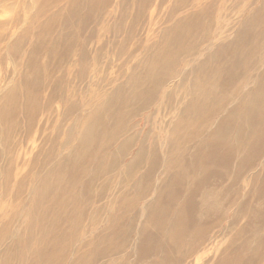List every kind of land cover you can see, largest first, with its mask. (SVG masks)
<instances>
[{
  "label": "bare ground",
  "instance_id": "obj_1",
  "mask_svg": "<svg viewBox=\"0 0 264 264\" xmlns=\"http://www.w3.org/2000/svg\"><path fill=\"white\" fill-rule=\"evenodd\" d=\"M58 1L26 2L33 11L18 34L27 28L35 33L34 53L22 55L28 39L14 38L10 71L0 79V264H128L130 257L113 260L126 252L139 222L135 264H173L189 239L190 248L176 264H264V234L250 252L247 224L235 229L247 211L264 220V162L248 181L260 182L255 204L249 210L245 201L223 242L206 245L226 220L225 202L228 213L240 199L241 177L264 156V0L249 14L259 0L239 6L236 25L217 21L220 34L212 40L200 33L212 20L208 8L214 0H103L98 18V0H67V19L38 67V52L60 26L53 28L61 13L42 19ZM128 10H134V20ZM140 22L143 37L137 40ZM101 62L104 71L112 69L108 80L101 70L94 75ZM222 63L228 68L220 71ZM255 68L263 69L256 81L250 75ZM49 70L53 76L60 71L62 79L49 77ZM75 71L80 84L97 83L94 89L85 86L80 99L70 87ZM177 90L182 101L172 106ZM159 100L167 102V116H156ZM20 110L23 127L17 124ZM143 117L150 123L146 131L139 129ZM257 125L263 129L254 138ZM214 187L222 189L219 197ZM143 201L144 211L126 226ZM81 231L89 237H80Z\"/></svg>",
  "mask_w": 264,
  "mask_h": 264
},
{
  "label": "rangeland",
  "instance_id": "obj_2",
  "mask_svg": "<svg viewBox=\"0 0 264 264\" xmlns=\"http://www.w3.org/2000/svg\"><path fill=\"white\" fill-rule=\"evenodd\" d=\"M29 1V0H28ZM27 0H0V30H1V32H0V79L1 78H3V77H5L6 75H7V71H10V67H11V63H12V60L13 59H11V57H14L15 55L13 54V53H15L14 52V38L16 39V37L17 38H23V37H25L26 36V39H28V41H26V43L23 45L24 46V48L22 49V51H21V53H22V55H25V56H30V54H32V53H34V50H33V46H34V44H36V42H34L35 41V39H36V37H35V33L33 32L32 33V30L31 29H26L23 33H22V35H19L18 34V31L23 27V25H25V21H26V17H25V15L27 16V15H31V13H32V9L30 8V7H28V6H26L27 5V3L26 2H28ZM66 1L67 0H59L58 2H57V4H55V5H53V4H51V6L48 8V10H50L48 13H47V15L42 19V22L43 23H45L46 21H47V19L49 18V16H51L54 12H57V13H61L59 16H58V20H57V22L55 23L56 25H53V28L55 29V27L57 26V25H60V26H58V29L56 28L55 29V31L52 33V35H50V37H49V40H48V43L46 44V46L42 49V51L41 52H38V57L36 58L37 60H36V66H40V67H42L41 65H42V63H43V61H44V58H47V54H49V51H50V49H51V47H52V44H53V41H54V39L56 38V37H58V35H60V33L59 32H61V30H62V26H63V24H64V21H65V19H67L66 18V10H67V6H65V3H66ZM86 1H88V0H86ZM246 0H214V7H213V4L208 8L209 10H208V14L211 16V18H212V20L211 19H209L208 18V21L206 22V25H205V27L203 28V30L201 31V33L200 34H203L204 36H206V38H208L209 40H212L211 38L214 36V35H218V34H220V32L218 31V30H216V22L217 21H219V25H225V24H229L230 22L233 24V25H236L237 24V19L235 20V18L237 17V15L239 14V12L238 11H240L239 9L242 7L241 5L245 2ZM22 2H24V3H22ZM91 2H93L92 0H90V3ZM98 3H96L97 5V13H96V15H95V17H97L98 18V14H99V12H101V10L103 9V5H101V3L103 4V0H98L97 1ZM253 2V1H252ZM26 4V5H25ZM250 4H252L251 2H250ZM259 4V5H258ZM258 4H256V5H254L253 7H251L250 8V10L247 12L248 14L250 13V11L252 10V9H258V8H260L261 7V4H262V2L259 0V2H258ZM101 5V6H100ZM157 6V5H156ZM239 6H241V7H239ZM21 7V8H20ZM27 7V8H26ZM26 8V9H25ZM63 8V9H62ZM29 9H31V10H29ZM128 9H134V7L132 8V7H128ZM202 9L203 8H200L199 10H196V12H197V14H199L201 11H202ZM84 10H85V5H84ZM23 13H22V12ZM30 11V12H29ZM81 12L83 13L84 11H82L81 10ZM116 12V10L114 11V13ZM188 12V11H187ZM190 13L189 14H191V13H193V12H195V10H190L189 11ZM128 13H129V15H130V17H131V19L130 20H134L135 18H134V10H133V12H132V14H131V12H130V10H128ZM163 13V12H162ZM24 14V15H23ZM242 14V13H241ZM20 15V16H19ZM214 16V17H213ZM25 17V18H24ZM225 18V19H224ZM245 18V17H244ZM25 20V21H24ZM129 19H127V22L129 23V21H130ZM214 20V21H213ZM17 21V22H16ZM79 22V21H78ZM114 22H115V19H114ZM228 22V23H227ZM141 23V22H140ZM140 23H138V25L137 26H135L136 27V31H138L137 32V40L139 39V34L142 32L141 30H142V23L140 24ZM62 24V25H61ZM30 25V24H29ZM139 25H141V26H139ZM96 27V24L95 25H93V26H91V28H92V30L94 29ZM139 27V28H138ZM19 28V29H18ZM139 29V30H138ZM236 29L237 28H235L232 32H231V34H230V36H233L232 35V33H234L235 31H236ZM92 30L91 31H89V32H86V39H87V37H88V35H90V33L92 32ZM15 31H16V33H15ZM14 33V34H13ZM10 36H9V35ZM18 34V35H17ZM54 34V35H53ZM195 34H196V32H195ZM200 34L198 35V36H200ZM11 35H13V36H11ZM222 35V34H221ZM197 36V37H198ZM140 37H143V36H140ZM7 38H8V40H7ZM112 38V37H111ZM4 39V40H3ZM6 39V40H5ZM13 39V40H12ZM104 40H105V43H107V42H109V37L108 36H106L105 38H104ZM134 41H135V39H133ZM198 40V39H197ZM213 41H216V40H213ZM34 44H33V43ZM5 43V44H4ZM220 43V42H219ZM4 44V45H3ZM10 44V45H9ZM8 45L9 46H11V48H12V50H8V48H6V47H8ZM13 45V46H12ZM5 46V47H4ZM75 46H76V48L74 49V50H76V52H78V50L79 49H81V45L79 44V43H76L75 44ZM48 47V48H47ZM29 49V50H28ZM4 51V52H3ZM7 51V52H6ZM12 51V52H11ZM142 52H144V48H142L141 49V51H140V53H142ZM43 53V54H42ZM7 54V55H6ZM111 54V56L113 55V52H111L110 53ZM44 55V56H43ZM46 55V56H45ZM38 61V62H37ZM18 62V61H17ZM104 62V61H103ZM103 62H101L99 65L100 66H98L97 67V69H96V72L94 73V75L96 74V73H98L100 70V72H99V74H100V76L102 77V79H105V80H108L107 79V77L109 76H111V75H109L110 73H111V71H112V69H108L107 71H104V66H102V64H103ZM40 63H41V65H40ZM223 63L221 64V65H219L218 66V68L220 69V71H222V70H224V68L225 67H227L228 68V64L225 66V67H223ZM183 67L184 66V62L183 63H181V65L179 66V70H180V67ZM263 70V69H262ZM262 70H260V69H258V68H255L252 72L250 71V75H251V77L253 78V76H255L256 78L254 79V81H256L259 77H260V74L262 73ZM52 71V72H51ZM246 71V69L245 68H243V72H245ZM37 73H39V72H37ZM72 73V72H71ZM79 73H80V71L78 72H76L75 71V73H73L74 74V76H71V83H70V87L72 88V89H75L76 91L74 92L75 94H76V99H80L79 97H81V90L86 86V87H88V88H90V89H94L97 85V83L95 84V83H93V84H90V82H86V83H83V84H80V82L76 79L77 77H76V75L78 74L79 75ZM43 75V72H42V74H41V76ZM47 75L49 76V77H55V78H58V79H62V78H59L60 77V75H61V73H60V71H57V72H55V75L53 76V70H49V72L47 73ZM34 77H37V75H36V73H34ZM92 77V76H91ZM42 80H44V78L42 79ZM76 80H77V82H76ZM44 82V81H43ZM66 82V83H65ZM177 83H179V82H177ZM177 83H176V80H175V84L174 85H172L173 86V89L177 86ZM43 84V83H42ZM67 86H68V82L65 80V81H63L62 82V84H61V86L59 87V96H58V98H57V100L55 101V103H54V106H53V108L55 109L57 106H59L60 105V94H62V93H64V91H65V89L67 88ZM111 88V86L109 87V89ZM149 88H150V90H153V91H156V93H157V89H158V87H156L154 84H151L150 86H149ZM177 88V87H176ZM175 88V89H176ZM182 90V89H181ZM179 91V90H177V92H176V97H175V99L173 100V102H172V106H174V105H177L178 104V102L179 101H182V91ZM44 93V87H43V90H42V94ZM162 95V92H161V94H160V96ZM160 103V100H159V102L158 103H156V104H154V106H153V109H155V111H156V116L158 117V116H160V115H166L167 116V114H168V112H167V110H166V106H167V102H165L164 103V105H162V104H159ZM21 106H23V102H22V104H20ZM19 105V106H20ZM227 110V109H226ZM22 111H23V107H22ZM21 110L19 111L20 113H19V117H18V119H17V124H19L20 125V127H23L25 124H22L23 122V120H24V118L22 117V114H23V112H22ZM21 112H22V114H21ZM41 113H42V111H40ZM227 112V111H226ZM245 112V111H244ZM149 113L150 112H147L146 114H145V118L146 117H148L149 116ZM226 113H224V114H221V115H219V116H216L215 118H214V121L215 122H218L224 115H225ZM22 117V118H21ZM145 118L143 117V123H142V125L139 127V129H141V130H147L150 126H149V120H148V123H147V125H145L144 123H145ZM159 120V119H158ZM165 120H166V118H165ZM172 120L173 121H175L173 118H172ZM138 122H140V120H136L135 121V123L137 124ZM158 122V121H157ZM141 123V122H140ZM258 127L255 129V133H254V135H255V137L254 138H257V137H259V135L262 133V129H263V126H260V125H257ZM48 134L49 135H52V129L50 128V130H49V132H48ZM154 136V135H153ZM207 136V134H205L204 135V137H206ZM233 139H229V142L230 141H232ZM61 141V140H60ZM236 139L234 140V142L232 143V142H230L233 146H237V143H236ZM238 144H240V143H238ZM49 145H50V142H48L46 145H45V148H47L48 149V147H49ZM58 146V145H57ZM55 147H56V145H55ZM43 158L45 157V153L43 154V156H42ZM59 158V157H58ZM262 162H264V156L262 157V159H261V161H260V165H259V167H257L256 169H255V171H253V172H251V173H249L248 175H246V176H244V177H241L242 179H241V181H239L238 182V185L236 186V192L237 193H240L241 194V197H240V199L239 200H237V202L236 203H234V204H230V207H232V209L227 213V211L229 210L228 209V207H229V202L227 203V202H225V205H227L226 206V209H225V211L223 212L224 214H223V216H224V218H223V220L224 219H226V220H222L223 222H222V224H221V226L219 227L220 229H215L211 234H210V236H209V238L208 239H210V241L208 240V242L206 243V245L208 246V245H210L212 242H214V245L217 243V241L220 239V243L221 242H223V240H224V236L226 235V232H227V228H228V226L232 223V220H233V218H234V216L236 215V211L240 208V206L246 201V206L249 208V210H250V208L255 204V199H254V192L256 191L255 189L257 188V189H259V183H255V184H251V185H248V181H249V179H250V177L251 176H254V175H257V174H259V172L261 171V169H262V167H263V165H261L262 164ZM237 161L235 162V164H234V167L235 166H237ZM258 165V164H257ZM238 177V176H237ZM233 183V180H230L225 186H226V188L229 186V185H231ZM158 184V182H157V180H156V184L154 185V186H158L157 185ZM154 190H156V189H154ZM218 190V193H217V197H219V195L221 194V191H222V189H220L219 187L217 188V187H214V191H217ZM236 193V194H237ZM248 196V197H247ZM246 197H247V200H246ZM235 199L236 198H234L233 197V199L231 200V201H235ZM217 200H214V203L216 202ZM230 201V202H231ZM213 203V202H212ZM143 205H144V201L143 202H141L138 206H137V208L132 212V217H131V215L129 216V218H128V220L126 221V226H128L129 225V222H130V220L135 216V214H137L138 212L140 213L141 211L143 212L144 210L142 209V207H143ZM261 205L262 206H264V202L263 203H261ZM247 208V209H248ZM207 208H204V209H202V212H201V216H203L204 215V212H205V210H206ZM232 211V212H231ZM236 212V213H235ZM145 213V212H144ZM203 213V214H202ZM33 215V216H32ZM31 215V217H30V219L27 221V222H25V227L27 228L29 225H30V223L34 220V218L36 217V214H32ZM106 215L107 214H104L103 215V217H104V220L106 219ZM126 215H128L127 213H126ZM143 215V214H142ZM253 215V216H252ZM252 215H251V211H247L246 212V215H245V217H242V219L240 218V225L239 226H236L235 227V229H238L240 226H241V224L242 225H246L247 224V226H246V229L247 230H249L250 232H251V235L253 234L252 232L253 231H255L256 229H261L260 230V232L258 233V234H256V235H254V237L252 238L251 237V235H250V248H252L251 249V251L250 252H252V250H254V247H256V243H257V241H258V239L259 238H261V237H263L262 235L264 234V220H261L260 218H258V217H256V216H254V214L252 213ZM262 216H264V215H262ZM261 216V217H262ZM131 218V219H130ZM246 218V219H245ZM21 222V221H20ZM125 226V227H126ZM140 227H141V224H140V222L138 223V226H137V229H136V231H134V234H133V236H131V238H130V244H129V247L127 248V250H126V252L125 253H123L122 255H119V256H117V257H115V259L113 260V261H115V260H122V259H125V258H129L128 259V264H135L136 263V260H137V254H136V252H137V248H138V230L140 229ZM139 228V229H138ZM168 231H169V229L168 230H166L165 232H164V235L166 236H164L163 237V239L165 238H167V233H168ZM263 233H262V232ZM63 233H64V231L62 232V233H60V235L58 236V238H62L63 237ZM86 233L84 232V231H81L80 233H79V235H80V237H89V236H86L85 235ZM96 235V234H95ZM90 236H91V234H90ZM252 238V239H251ZM216 240V241H215ZM253 241V242H252ZM136 243V244H135ZM65 246H66V248H68V246H70L71 244H73L72 243V240L70 239V240H67L66 242H65ZM219 245V244H218ZM190 246H191V239H189V240H186L185 242H184V244L181 246V248L178 250L179 252V254L177 253V256H176V259L175 260H177L176 262H181V260H183L182 259V257H183V255L185 254V252L187 251V249L188 248H190ZM131 247V248H130ZM183 248V249H182ZM181 250H182V252H181ZM215 250H217V249H215ZM128 251V252H127ZM125 254V255H124ZM181 254V255H180ZM215 254H216V252H214V259H216L217 258V256H215ZM73 255H74V252L72 253V257H73ZM133 255V256H132ZM160 256H162V255H160ZM179 256V257H178ZM71 257V258H72ZM197 257V255H195V256H193V258H192V260H194L195 258ZM16 259H17V257H16ZM159 260H160V258L159 259H157L156 261L157 262H159ZM176 262H174L173 264H176ZM214 262H215V260H214ZM104 263H106V260L105 261H102L100 264H104ZM264 263V262H263ZM66 264H70V263H66ZM186 264H188V261H187V263ZM258 264V263H257ZM262 264V263H261Z\"/></svg>",
  "mask_w": 264,
  "mask_h": 264
}]
</instances>
